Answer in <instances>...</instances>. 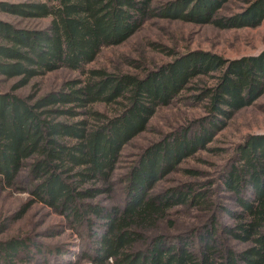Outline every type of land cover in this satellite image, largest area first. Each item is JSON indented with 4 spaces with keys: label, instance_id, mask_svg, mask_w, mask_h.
I'll return each instance as SVG.
<instances>
[{
    "label": "trees",
    "instance_id": "16d2710c",
    "mask_svg": "<svg viewBox=\"0 0 264 264\" xmlns=\"http://www.w3.org/2000/svg\"><path fill=\"white\" fill-rule=\"evenodd\" d=\"M154 2L0 3L4 12L48 19L41 29L0 21V76L18 78L13 90L61 68L84 75L34 100L0 92V186L25 184L33 201L21 213L38 202L73 226L85 225L88 232L99 227L90 233L91 251L82 256L91 264H264V135L247 136L238 146L237 161L221 175L236 207L229 211L219 206L229 212L231 226L212 217L200 233L201 228H193L169 235L162 228L166 223L171 227L167 220L175 206L192 199L208 204L192 190L153 192L182 160L205 149L236 112L264 95V50L231 60L198 50L171 54V61L146 69L142 76L118 69L84 70L102 48L124 42L146 19L252 28L264 19V0L249 1L229 16L218 14L228 0ZM197 91L192 98L203 104V119L151 142L115 179L123 148L146 131L157 109ZM95 104L108 110L93 109ZM117 183L123 184L121 200L110 197L108 204L105 196H114ZM220 233L235 242L233 247L219 239ZM37 248L43 249L31 237L0 241V264H11L19 253L32 256ZM60 249L48 246L40 254L53 264Z\"/></svg>",
    "mask_w": 264,
    "mask_h": 264
},
{
    "label": "rangeland",
    "instance_id": "374dc122",
    "mask_svg": "<svg viewBox=\"0 0 264 264\" xmlns=\"http://www.w3.org/2000/svg\"><path fill=\"white\" fill-rule=\"evenodd\" d=\"M28 1L0 0V3L22 4ZM166 1L168 0H155L154 3L158 5ZM249 1L253 0H228L218 14L232 15L246 7ZM0 21L16 28L30 29H41L48 23L47 18L26 19L2 10ZM193 50L211 52L229 60L258 55L264 50V19L260 25L252 28L220 29L210 24L198 25L152 17L146 19L139 30L124 42L102 48L94 61L87 64L84 70L118 69L122 73L129 72L142 76L146 69L150 70L171 61V54ZM75 79L83 80L84 75L61 68L36 76L25 86L13 90L18 78L5 79L0 76V92L13 93L34 100L50 92H57L66 81ZM201 86L198 84V87ZM193 93L198 91L186 92L168 106L157 109L149 120L146 131L123 148L115 179L125 173L128 165L135 159L134 156L151 142L171 132H179L183 126L195 120L203 119L205 116L203 104L194 101ZM93 109L102 112L108 110L102 104L93 105ZM249 135H264V95L256 99L252 105L236 112L225 127L213 136L205 149H200L182 160L173 171L155 184L153 192L158 193L169 188H180L183 193L192 190L194 195L203 194L205 196L203 201L208 204L205 207L204 204H198L192 199L175 206L170 210L167 220L172 225L169 227L167 223L163 224V232L176 235L193 228L200 229L208 224L209 218L212 217L216 219L217 224L231 226L233 220L229 212H222L219 206L223 205L229 211L236 207L230 192L224 191L221 175L237 161L238 146L244 143ZM122 186V183L115 184L116 194L105 196L104 201L110 204V200H106L110 197L113 201H120ZM25 188V184L19 182L13 187L0 186V241L13 237H31L43 249L37 248L32 252V256L30 254L26 256L24 252L19 253L11 264H51L40 254L41 252L46 254L48 246L61 248L59 252L54 253L53 264H91L82 256L85 255V251H91L94 239L90 233L98 232L99 227L93 225L92 230L88 232L85 225L73 226L66 216L38 202H32L26 212L21 213L25 205L33 201ZM201 231L202 228L196 234ZM219 235L224 244L233 247L235 242L222 233ZM193 240L196 246L198 241Z\"/></svg>",
    "mask_w": 264,
    "mask_h": 264
}]
</instances>
